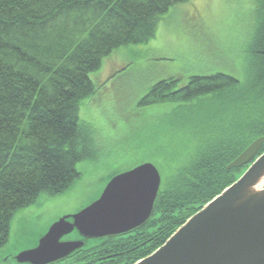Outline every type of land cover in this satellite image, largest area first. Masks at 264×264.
I'll return each mask as SVG.
<instances>
[{
  "label": "trees",
  "instance_id": "trees-1",
  "mask_svg": "<svg viewBox=\"0 0 264 264\" xmlns=\"http://www.w3.org/2000/svg\"><path fill=\"white\" fill-rule=\"evenodd\" d=\"M187 1L0 0V249L17 211L66 193L81 177L79 163L95 157L91 127L80 117L96 92L91 73L116 49L147 44L161 18ZM254 2L244 80L220 72L186 83L174 76L151 85L141 101L190 107L208 100L210 108L195 147L162 164L154 216L130 234L90 240L56 264H133L248 168L227 165L264 137V0Z\"/></svg>",
  "mask_w": 264,
  "mask_h": 264
},
{
  "label": "rangeland",
  "instance_id": "rangeland-1",
  "mask_svg": "<svg viewBox=\"0 0 264 264\" xmlns=\"http://www.w3.org/2000/svg\"><path fill=\"white\" fill-rule=\"evenodd\" d=\"M254 28V0H189L161 18L147 44L121 47L105 57L90 75L96 92L80 109L92 130L95 157L79 163L81 177L66 193L42 195L16 212L0 264H29L15 256L36 246L58 218L96 200L114 175L148 161L161 169L164 181L162 164L195 147L209 101L190 108L180 102L143 105L142 99L155 82L174 76L186 83L192 75L220 72L244 80Z\"/></svg>",
  "mask_w": 264,
  "mask_h": 264
},
{
  "label": "water",
  "instance_id": "water-1",
  "mask_svg": "<svg viewBox=\"0 0 264 264\" xmlns=\"http://www.w3.org/2000/svg\"><path fill=\"white\" fill-rule=\"evenodd\" d=\"M263 142L257 138L227 165L249 164L238 179L133 264H264V151L258 154ZM162 182L159 167L148 161L114 175L96 200L54 221L16 261L56 264L90 240L134 232L154 216Z\"/></svg>",
  "mask_w": 264,
  "mask_h": 264
}]
</instances>
